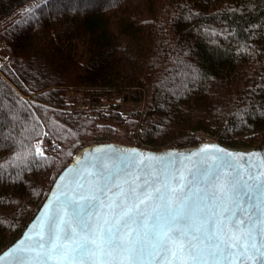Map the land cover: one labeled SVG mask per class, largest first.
Wrapping results in <instances>:
<instances>
[{
	"label": "trees",
	"instance_id": "obj_1",
	"mask_svg": "<svg viewBox=\"0 0 264 264\" xmlns=\"http://www.w3.org/2000/svg\"><path fill=\"white\" fill-rule=\"evenodd\" d=\"M0 43V252L80 147L134 143L137 111L74 115L67 87L143 88L154 150L264 145V0H0Z\"/></svg>",
	"mask_w": 264,
	"mask_h": 264
},
{
	"label": "snow or ice",
	"instance_id": "obj_2",
	"mask_svg": "<svg viewBox=\"0 0 264 264\" xmlns=\"http://www.w3.org/2000/svg\"><path fill=\"white\" fill-rule=\"evenodd\" d=\"M201 153L207 159V146ZM130 160L137 166L135 156ZM186 171L165 169L143 187L114 184L108 165L80 173L46 217L47 235L40 229L0 264H264V241L254 236V201L264 184L217 168L194 187ZM113 187L119 191L109 196Z\"/></svg>",
	"mask_w": 264,
	"mask_h": 264
},
{
	"label": "water",
	"instance_id": "obj_3",
	"mask_svg": "<svg viewBox=\"0 0 264 264\" xmlns=\"http://www.w3.org/2000/svg\"><path fill=\"white\" fill-rule=\"evenodd\" d=\"M208 148L207 159L201 149ZM220 150L217 152L216 150ZM223 153H231L232 157L223 156ZM136 157V165L130 157ZM139 161H144L141 165ZM108 165L112 170L115 180L113 183L129 181L127 187H132L131 181L135 180L141 187L145 180L155 179V175L167 170H187L186 175L193 181V186H200L202 175L209 169L222 170L224 172L240 173L245 181L253 183L249 176L258 177L256 183L264 184V145L253 148H235L224 145L219 141L198 142L187 146L167 147L161 150L142 148L120 142H94L80 147L55 177L48 193L27 222L21 233L8 244L1 252H6L31 243L29 237L35 238L40 229L47 235V223L45 219L51 215L53 207L63 197L65 187H74L82 178L80 173L96 172L99 167ZM138 178V179H137ZM119 189L113 187L109 196L116 194ZM139 192V190H137ZM254 203L258 207L254 224V236L257 242L264 241V189L256 192ZM7 264V261L3 262ZM49 264H56L50 261ZM213 264V262H209ZM214 264H229V261L217 260ZM234 264V262H233Z\"/></svg>",
	"mask_w": 264,
	"mask_h": 264
},
{
	"label": "built area",
	"instance_id": "obj_4",
	"mask_svg": "<svg viewBox=\"0 0 264 264\" xmlns=\"http://www.w3.org/2000/svg\"><path fill=\"white\" fill-rule=\"evenodd\" d=\"M138 89L141 90L142 96L139 100L133 101L125 99L123 94H104L95 105H92L88 100L83 99V93L79 88L70 86L66 89L65 100L68 110L72 114L78 116H91L96 113V110L103 113L116 110L122 115H127L130 109L136 110L138 112V118L134 129L133 140L138 146L151 148L152 145L148 140V133L155 120L156 109L154 106L145 105L143 88H128V97L136 94ZM197 136L201 141H211L215 139L210 133L202 131H198Z\"/></svg>",
	"mask_w": 264,
	"mask_h": 264
},
{
	"label": "rangeland",
	"instance_id": "obj_5",
	"mask_svg": "<svg viewBox=\"0 0 264 264\" xmlns=\"http://www.w3.org/2000/svg\"><path fill=\"white\" fill-rule=\"evenodd\" d=\"M4 44L0 43V63L6 58V52L4 50ZM134 110V109H132Z\"/></svg>",
	"mask_w": 264,
	"mask_h": 264
}]
</instances>
